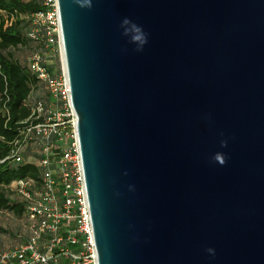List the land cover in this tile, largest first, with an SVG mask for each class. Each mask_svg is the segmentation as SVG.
I'll list each match as a JSON object with an SVG mask.
<instances>
[{"label":"water","instance_id":"1","mask_svg":"<svg viewBox=\"0 0 264 264\" xmlns=\"http://www.w3.org/2000/svg\"><path fill=\"white\" fill-rule=\"evenodd\" d=\"M58 3L98 263L264 264V0Z\"/></svg>","mask_w":264,"mask_h":264},{"label":"built area","instance_id":"2","mask_svg":"<svg viewBox=\"0 0 264 264\" xmlns=\"http://www.w3.org/2000/svg\"><path fill=\"white\" fill-rule=\"evenodd\" d=\"M43 6V11L31 16L30 38L43 42L45 52L32 53L28 68L47 86L50 99L32 103L28 125L7 158L20 162L27 146L37 140L43 173L38 184L32 180L13 183L26 205L29 232L22 243L0 253V264H99L59 3L43 0ZM51 52L59 55V74L48 64L46 55Z\"/></svg>","mask_w":264,"mask_h":264},{"label":"trees","instance_id":"3","mask_svg":"<svg viewBox=\"0 0 264 264\" xmlns=\"http://www.w3.org/2000/svg\"><path fill=\"white\" fill-rule=\"evenodd\" d=\"M43 10V0H0V212L17 218L26 217V205L13 201L9 188L20 180L41 182L40 145L32 141L20 162L7 158L13 142L28 125L32 103L44 100L45 88L15 52L25 48L32 49V53L45 52L43 42L30 38L31 16ZM0 233L8 234L1 223Z\"/></svg>","mask_w":264,"mask_h":264},{"label":"rangeland","instance_id":"4","mask_svg":"<svg viewBox=\"0 0 264 264\" xmlns=\"http://www.w3.org/2000/svg\"><path fill=\"white\" fill-rule=\"evenodd\" d=\"M17 57L23 64H28V59L32 54V49L25 48L15 52ZM48 64L53 69L54 73L59 74L61 69V61L57 53H49L46 55ZM43 97L45 101H49V93L47 89L44 90ZM9 190L11 191V199L13 201L22 202L21 197L15 192V185L13 184ZM0 223L7 230L8 234L0 233V253L7 249L22 243L28 236V222L26 217L17 218L13 214L0 212Z\"/></svg>","mask_w":264,"mask_h":264},{"label":"clouds","instance_id":"5","mask_svg":"<svg viewBox=\"0 0 264 264\" xmlns=\"http://www.w3.org/2000/svg\"><path fill=\"white\" fill-rule=\"evenodd\" d=\"M81 7H91V0H75ZM123 35L128 37L130 43L137 45L136 50L142 51L145 44H147V34L143 31L142 27L132 22L128 18L123 19L121 22ZM221 147H227V141H221ZM214 161L223 166L226 163V156L223 153H216L213 157ZM210 254H214V250L209 248L207 250Z\"/></svg>","mask_w":264,"mask_h":264},{"label":"crops","instance_id":"6","mask_svg":"<svg viewBox=\"0 0 264 264\" xmlns=\"http://www.w3.org/2000/svg\"><path fill=\"white\" fill-rule=\"evenodd\" d=\"M42 86H43V89L45 88V89H47V86L45 85V84H42ZM37 96V95H36Z\"/></svg>","mask_w":264,"mask_h":264}]
</instances>
